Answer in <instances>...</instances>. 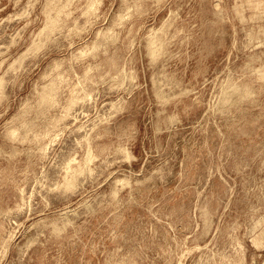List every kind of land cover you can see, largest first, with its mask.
Listing matches in <instances>:
<instances>
[{
	"label": "rangeland",
	"instance_id": "rangeland-1",
	"mask_svg": "<svg viewBox=\"0 0 264 264\" xmlns=\"http://www.w3.org/2000/svg\"><path fill=\"white\" fill-rule=\"evenodd\" d=\"M57 1L0 0V264H264V0Z\"/></svg>",
	"mask_w": 264,
	"mask_h": 264
},
{
	"label": "bare ground",
	"instance_id": "bare-ground-1",
	"mask_svg": "<svg viewBox=\"0 0 264 264\" xmlns=\"http://www.w3.org/2000/svg\"><path fill=\"white\" fill-rule=\"evenodd\" d=\"M51 1H53V0H51ZM54 1H55V0H54ZM56 1H57V0H56ZM63 1H64V0H63ZM69 1H70V0H69ZM72 1H74V0H72ZM91 1H92V0H91ZM57 2H58V1H57ZM59 2H60V0H59ZM67 2H68V1H67ZM70 2H71V1H70ZM70 2H68V5H70V4H69ZM101 2H102V0H101ZM50 3L52 4V2H49V5H50ZM60 3L62 4V1H61ZM71 3H72V2H71ZM89 3H90V2H89ZM91 3L94 4L95 2L92 1ZM53 4H54V2H53ZM55 4H56V3H55ZM55 4H54V5H55ZM61 4H60V6H61ZM63 4H67L66 1H65ZM99 4H100V1H99ZM54 5H53V6H54ZM94 5H95V4H94ZM53 6H52V8H53ZM55 6H56V5H55ZM63 6L66 7V5H63ZM63 6H61V8H63ZM89 6H90V4H89ZM97 6H98V5H97ZM46 7H48V4H46ZM49 7H50V6H49ZM49 7H48V8H49ZM58 7H59V6H58ZM91 7H93L92 4H91V6H90V11H87V13H92V12H91ZM94 7H95V6H94ZM55 8H56V7H55ZM49 9H50V8H49ZM59 9H60V7H59L58 9H56L55 11H57V13H59V12H60V11H58ZM95 9H96V8H95ZM53 10H54V9H53ZM53 10H52V11H53ZM60 10H61V9H60ZM62 10H63V9H62ZM88 10H89V9H88ZM93 10H94V9H93ZM93 10H92V11H93ZM45 12H46V11H45ZM93 12H95V10H94ZM49 13H51V10L47 12L48 17H49V15H50ZM61 13H62V12H60L59 14H61ZM59 14H57L58 16H55L56 14L54 15V13H53V16H54V17H53V16H52V17H53L54 20H53V19L51 18V16H50V18H51L52 21H53V27L55 26L54 23H56V22L59 20V18H56V17H60ZM48 17H47V18H48ZM47 18H46V19H47ZM55 18L57 19V21L55 20ZM51 19H50V20H51ZM47 20H49V18H48ZM50 20H49V22H46V23H45L47 26L49 25V23L52 24ZM54 21H55V22H54ZM57 24H58V22H57ZM47 26H46V27H47ZM163 26H164V25H163ZM163 26H162V27H163ZM44 27H45V26H43V27L41 28V30H42V31L40 30L41 32H45V31H43V30H45L46 27H45V28H44ZM43 28H44V29H43ZM51 28H52V27H51ZM51 28H50V29H51ZM54 29H55V28H54ZM160 29H161V28H160ZM163 29H164V27H163ZM163 29H162V31H163ZM47 30H48V29H46V32H45V33H42V36H43V35H45V36L47 35V36H48V34H46V33H47ZM40 31H39V33H38V36H39L40 33H41ZM51 32H52V31H51ZM51 32L49 31V35H50ZM154 33H155V34H153L154 36L157 35V33H156L155 31H154ZM150 35H151V36H150ZM150 35H149V36H150L149 38L152 37V33H151ZM158 35H159V34H158ZM158 35H157V37H158ZM47 36H46V38H47ZM162 36H163V35H162ZM162 36H160V37H162ZM48 37H49V36H48ZM43 38H44V37H43ZM46 38H45V39H46ZM149 38H148V40H149ZM155 38H156V37H154V40H155ZM162 38H163V37H162ZM39 39H40V36H39L38 39H35V40L37 41L36 43L39 42V41H38ZM45 39H44V40H45ZM152 39H153V38H152ZM156 39H157V38H156ZM42 40H43V39H42ZM158 40H160V39L158 38ZM158 40H157V41H158ZM40 41H41V39H40ZM150 41L152 42L153 40H150ZM150 41L148 42V44L151 43ZM34 42H35V41H34ZM34 42H32V45L34 44L33 46H36ZM154 42H155V41H153L151 44L154 45ZM159 42L162 43V41H159ZM155 43H156V42H155ZM160 43H157V46L155 45L156 48L160 45ZM38 44H39V43H38ZM158 44H159V45H158ZM32 45H31V46H32ZM151 46H152V45H151ZM155 46H154V47H155ZM28 47H30V46H28ZM28 47H27L26 49H28ZM37 47H38V45H37ZM152 47H153V46H152ZM34 48L36 49V47H34ZM156 48H154V49H156ZM26 49H25V50H26ZM31 49H32V48H31ZM31 49H30L29 51H31ZM35 49H33V51H35ZM151 49H152V48H151ZM154 49H153V50H154ZM153 50H152V51H153ZM29 51H27L28 55H29ZM23 52H24V51H23ZM153 52H154V51H153ZM21 53H22V52H21ZM24 53H25V52H24ZM24 53H22V54H24ZM27 53H25L26 56H27ZM30 53L33 54L32 52H30ZM22 54H20V55L22 56ZM20 55H19V56H20ZM21 56H20V57H21ZM29 56H30V55H29ZM20 57H16V58L18 59V58H20ZM23 57H24V56H22V58H21L22 60H20V59L18 60V63H20V61H23V62H24V61L26 60L25 58H24V60H23ZM27 58H28V56H27ZM14 61H15V59H14ZM26 61H27V60H26ZM13 63H14V62H13ZM13 63H12L11 66H13ZM21 65H23V63H21ZM21 65H20V66H21ZM14 66H15V68L17 67V65H14ZM0 77L2 78V76H0ZM1 78H0V80H3V79H4L3 81H5V76H3L2 79H1ZM3 81H2V82L0 81V82L3 83ZM50 84H52V83H50ZM50 84H49V87H48V88H50V86L52 87V85H50ZM0 85H2V84H0ZM2 86H3V85H2ZM46 87H47V85H46ZM43 88H44V87H43ZM51 89H52V88H51ZM43 90H44V89H43ZM45 90H46V88H45ZM48 91H49V89H48L47 91H43L45 94H44L43 92H42V94H43V95H46V92H47V94H49V96H51V95H50V92H48ZM50 91H52V90H50ZM43 95H42V96H43ZM45 97H47V95H46ZM88 134H89V133H88ZM86 136H87V135H86ZM88 136H89V135H88ZM88 136H87V137H88ZM88 140L90 141L89 137H88L87 140L85 139V141H88ZM89 141H88V142H89ZM89 143H90V142H89ZM89 143H88L87 148H89ZM121 146H122V145H121ZM122 147H124V146H122ZM122 147H120V149H122ZM126 147L128 148V146H126ZM126 147H125L124 149H122V150H123V151H124V150H127ZM87 148H86V149H87ZM90 148H92V147H91V144H90ZM90 148H89V150L87 149V150H88V153L90 152V150L93 151V150L90 149ZM129 150H130V149H129ZM94 152H95V151H94ZM128 152H129V151H128ZM86 153H87V152H86ZM86 153H85V156L89 157V163H90V162H91V161H90V159H91V158H90V155L92 154V152H91L90 155H89V154L86 155ZM124 153H125V152H124ZM125 154H128L127 151H126ZM129 155H132V154L129 153L127 156H129ZM92 156H94V155H92ZM95 157L98 158V156H95ZM73 158H74V160H75L76 157H73ZM87 160H88V159H86V157H85V161H86V163H88ZM91 160H92V159H91ZM69 161H70V162H69ZM69 161H68V162H69L68 164H70L71 161H73V159L71 158V160H69ZM68 164H66V167L68 166ZM82 165H83V164H82ZM69 167H70V166H69ZM69 167H67V168H65V169H66V170H69V173L72 172L73 175H75V170H78V169H75V170H74V168H75L76 166H74V167L72 168L73 171H72V169L69 168ZM68 168H69V169H68ZM78 168H79V170H80V165L78 166ZM87 168H88V170H90V167H88V164H87ZM87 168L85 167V169H87ZM70 169H71V171H70ZM81 171H84V168H81L80 172L78 171V173H81ZM66 172H67V171H66ZM76 173H77V171H76ZM66 175H68V174H66ZM70 175H72V174H70ZM66 177H67V176H66ZM124 179H125V177H124ZM70 180H71V179H70ZM122 180H123L122 178H121V179H119V178L117 179V181H119L120 184L123 185V184H124L123 182H124L125 180H123V182H122ZM126 180H127V179H126ZM72 181L75 182V180H71V181H70V184L73 183ZM67 182L69 183V179L67 180ZM121 182H122V183H121ZM127 183H128V182H126V184H127ZM117 184H118V182H117ZM30 239H31V238H30ZM32 239H33V238H32ZM33 241H34V240H33ZM29 242H30V240H29ZM34 242H35V241H34ZM27 243H28V242H27ZM30 244H32V243L30 242ZM30 244H28V245H30ZM28 245H27V246H28ZM33 245H34V244H33ZM33 245H30V246H28V247H32ZM27 250H29V249H27Z\"/></svg>",
	"mask_w": 264,
	"mask_h": 264
}]
</instances>
